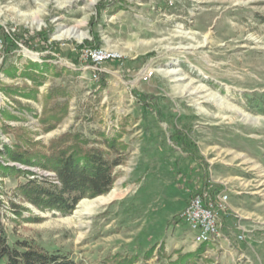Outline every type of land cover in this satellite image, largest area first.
I'll return each instance as SVG.
<instances>
[{
	"label": "rangeland",
	"instance_id": "374dc122",
	"mask_svg": "<svg viewBox=\"0 0 264 264\" xmlns=\"http://www.w3.org/2000/svg\"><path fill=\"white\" fill-rule=\"evenodd\" d=\"M75 143L120 158L113 198L27 201ZM202 172L222 205L206 243L182 218ZM1 232L75 264H264V0H0Z\"/></svg>",
	"mask_w": 264,
	"mask_h": 264
},
{
	"label": "trees",
	"instance_id": "16d2710c",
	"mask_svg": "<svg viewBox=\"0 0 264 264\" xmlns=\"http://www.w3.org/2000/svg\"><path fill=\"white\" fill-rule=\"evenodd\" d=\"M10 43L12 46H16L12 41ZM144 107L148 109L147 107H151V105L145 103ZM175 137L184 142L185 146L190 144L182 137L180 131L175 133ZM115 141L116 139L108 140L110 149L115 148ZM11 157L18 161L28 162V159L20 153L13 154ZM192 158L196 160L194 155ZM120 162V158L112 159L109 152L102 148L85 149L82 144L75 143L69 148L58 149L56 155L48 156L42 162V165L57 172L60 184L48 186L45 181L28 179L27 182L20 184V190L27 201H31L43 210L51 209L62 214H69L73 212L82 198L102 196L110 191L115 181L114 168ZM196 170L189 169V172L185 174L184 181L190 182L196 175L194 174ZM199 176H202V186L198 191L192 193V196L202 193L203 190L210 187L207 176L203 172ZM221 186L209 189V192L215 195L214 193ZM0 264H75V262L66 254L44 249L31 241L16 239L15 242H10L7 234L1 232ZM119 264H124V262L121 261Z\"/></svg>",
	"mask_w": 264,
	"mask_h": 264
},
{
	"label": "built area",
	"instance_id": "2783aa9c",
	"mask_svg": "<svg viewBox=\"0 0 264 264\" xmlns=\"http://www.w3.org/2000/svg\"><path fill=\"white\" fill-rule=\"evenodd\" d=\"M91 54L95 63L111 56L99 49H95ZM227 198L228 195H224V199ZM221 206V204L219 206L213 204L210 198L206 199L204 195L196 194L183 209L182 218L193 231L196 242L206 243L217 240L221 228Z\"/></svg>",
	"mask_w": 264,
	"mask_h": 264
},
{
	"label": "bare ground",
	"instance_id": "6f19581e",
	"mask_svg": "<svg viewBox=\"0 0 264 264\" xmlns=\"http://www.w3.org/2000/svg\"><path fill=\"white\" fill-rule=\"evenodd\" d=\"M68 35H74L80 39H82V37L84 36V33H80L79 29L77 27H73V28H69L67 29V31L63 32L61 34V37H65V36H68ZM113 193H109L107 195H102L96 199H93V200H90L91 203H98L100 201H102V199L104 200H108V199H112L113 198ZM87 201H85L84 203H86Z\"/></svg>",
	"mask_w": 264,
	"mask_h": 264
}]
</instances>
